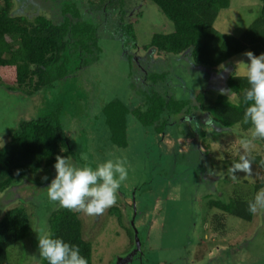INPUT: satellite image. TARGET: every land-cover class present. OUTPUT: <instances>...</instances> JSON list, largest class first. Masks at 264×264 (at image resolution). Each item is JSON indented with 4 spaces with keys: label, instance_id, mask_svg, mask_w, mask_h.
Wrapping results in <instances>:
<instances>
[{
    "label": "trees",
    "instance_id": "obj_1",
    "mask_svg": "<svg viewBox=\"0 0 264 264\" xmlns=\"http://www.w3.org/2000/svg\"><path fill=\"white\" fill-rule=\"evenodd\" d=\"M51 1L53 4L48 6L45 0H0V88L32 101L35 108H39L36 101L42 96L41 105L46 108L32 119L20 120L0 147V197L7 192L15 194L14 190L30 193L33 183L42 188L43 177L49 178L55 172L56 156L79 157L77 151L83 144L99 148L108 158L122 156L126 149L133 153L132 146L140 148L141 145L143 151L133 169L146 182L138 186L141 190L149 189L156 182H169L171 176L176 186L177 183L186 186L180 170L170 167L169 162L166 165L164 152L158 151L154 143H148V135L153 140L157 138V148L163 151L169 148L171 154L176 153L179 161L180 156L190 151L208 155L213 140L225 131L238 138L236 146L243 134L251 133V126L242 123L246 107L242 98L249 85L237 72L236 65L240 61L248 62L244 55L248 51L255 55L264 53V0H253L260 6L259 15L241 37L228 35L220 44L216 40L215 19L219 11L229 7L230 0H87V10L81 8L79 0ZM155 11L166 22L155 25L148 17ZM117 52L127 61L126 67L123 60L114 57ZM174 58L181 61L184 71H191L198 78L203 76L210 86L211 74L221 76L224 88L230 92L225 95L216 89L194 92L185 85L192 100L177 95L174 89L184 83L173 72V63L179 64L178 60L173 62ZM113 60L118 63L117 68L126 70L117 76L127 88L122 91L115 88L113 97L99 104L95 93L104 92V86L92 84L88 79L94 74L101 76V72L105 76L110 74L108 64ZM131 88L137 94L133 95ZM77 95L87 99L86 110L92 111L90 115L98 123L96 128L86 126L85 120L81 123L68 120L72 119L67 112L71 105L68 103ZM94 98L98 104L90 107ZM201 114L206 118L198 119ZM186 117L188 120L180 121ZM257 143L260 150H251L253 164L258 168L252 192L247 197L234 193L226 201L203 197L197 206L189 199L192 204L187 211L192 216L193 229L200 223V213L205 231L225 242L230 232L229 217L247 223L262 217L263 208L258 206L255 213L248 209L256 193L264 189V140L258 139ZM84 149L91 151L88 147ZM203 162L202 159L198 165L202 171ZM211 163L208 165L213 168ZM182 164V167H193L190 161ZM218 167L224 173L225 167ZM157 187L164 193L168 188L162 184ZM30 201L33 200L17 197L11 206L0 207L4 208L0 217V264H20L19 259L28 251L17 247L29 241L33 234L34 211L29 207ZM159 201L156 200V206ZM175 209V205L168 204L166 211L172 215L178 212ZM161 211L158 209L157 213ZM108 214L117 215L120 226L125 228L123 215L116 207L108 210ZM137 217L133 220L134 226L131 225L133 230H137ZM45 220L48 231L78 245L88 264H93L92 245L83 236L78 210L60 205L47 213ZM131 234L134 233L131 231ZM29 242L24 246L38 248L32 238ZM34 257V264H47L39 254Z\"/></svg>",
    "mask_w": 264,
    "mask_h": 264
},
{
    "label": "rangeland",
    "instance_id": "obj_2",
    "mask_svg": "<svg viewBox=\"0 0 264 264\" xmlns=\"http://www.w3.org/2000/svg\"><path fill=\"white\" fill-rule=\"evenodd\" d=\"M79 1L85 6H88L87 0ZM47 4L51 6L53 3L51 0H45V5ZM59 4L60 3H58V5ZM259 8L260 6L254 3L253 0H230L229 7L219 11L215 19L214 26L218 32V38L216 39L217 43L220 44L228 35L236 38L241 37L258 18ZM148 14L150 13L148 12ZM148 17H151L152 22L157 26L166 22L165 17H159L157 12L150 14ZM143 30L142 28V31ZM117 54L118 55L114 57L123 60V65L126 67L127 61L123 55L118 52ZM159 59L163 63L164 58L161 56ZM176 60L178 59L174 58L173 62ZM178 63L179 64L173 63V72L178 74L177 76H179L178 78L184 83V86L174 89V92L182 98L188 96L186 99L192 100L189 98L190 95L188 91L185 90V85L187 88L193 89L194 92H205L209 89H216L219 91L220 88H224L225 84L224 81L220 79L221 76L211 74L213 84L210 86L208 84L209 82L203 79V76L198 78L195 73L188 70L184 71L181 61L178 60ZM108 65L111 70L110 74L105 76L103 72H101V76L96 77V74H94L88 79L92 84H94V82L99 85L102 83V86H104V92H99L97 95L95 93L96 100H100L99 104L109 101L113 97L115 88L121 91L127 88L126 83L119 81V77L117 76L126 70L117 68L118 63L115 60L109 62ZM183 65H185L184 62ZM158 67H161V65H158ZM237 72L239 73V69ZM112 74L117 76V79L113 78ZM180 88L182 90H180ZM212 90L210 91L211 95H213L214 92ZM131 93L133 95L137 94L135 88H131ZM95 98L90 107H94V104H98V102L95 103ZM74 100L68 103V105H71L67 112L72 117V119L68 120L70 122L74 120V122L77 123H81L85 120L86 126L94 125V128H96L98 123L95 117L90 115L92 111L86 110V105L89 104L87 99L84 96L80 97V95H77ZM233 100L236 101L235 99ZM42 101L43 97L41 96L36 101V105H38L39 108H35L32 105L34 104L32 101H26L0 88V147L5 144L8 133H11L10 131L17 127V123L20 120L32 119L40 115L41 109H46L42 108L44 105H41ZM50 104L52 103L50 102ZM85 110L86 112L84 115ZM183 120L186 121L188 119L186 117L180 121ZM210 127H212V125H210ZM215 127L217 126L213 125L212 128L216 129ZM93 130L94 129H92V131ZM244 136L251 137V133L243 134V137ZM169 138H167L168 141L173 139L172 137ZM146 139L150 145L154 143V147L158 151L164 152L166 165L167 162H169L170 167L178 169V171L180 170L179 172L184 176L186 186L180 183H177L178 186H176L175 181H173L174 177L171 176L169 182H156L149 189L144 187L141 190L138 186L145 185L146 182L140 180L139 175L134 172L133 169L134 164L139 161L143 148L140 144V148L132 146L131 149H133V153L129 151L130 149H126L122 156L126 157L128 160L129 175L128 179L119 189L124 194L122 192L120 193L118 190L116 204L107 208L102 214L93 216L87 215L82 210L75 209L79 211V219L84 231L83 236L92 245V263L138 264L142 261L144 264H264V261L261 260L264 257V208L261 212L262 217L258 221L253 219L251 223L229 217L228 228L230 232L225 242L220 241L216 236L205 231V227H203L201 223L202 215L200 213V223L193 229L192 216L187 211L188 206L192 204L191 201H188L189 199H192L197 206V202L203 197L212 196L218 200L226 201L227 199L229 200L234 193H237L240 197H247L252 192V186L256 182L258 173L256 165L253 164L251 173L237 172L233 174L229 171L230 166L235 161H238L239 156L242 154L241 146L239 144L236 146V140H238V138L225 131L220 136L217 135L215 141L213 140L211 150H207V152H209L208 155H205L203 151H199L196 154L190 153V151L188 154L180 156L181 159L179 161L178 158L175 157L176 153H170L171 149L165 148V151H163L157 148V138L153 140V138L148 135ZM132 143L131 140L130 144ZM133 145L137 144L134 143ZM84 147H88L91 151H85ZM260 148L257 140L251 145V150L254 152H258ZM78 150L77 153L79 157L84 155L87 156L88 159L86 162H83L79 157L71 156L73 163L78 162L81 165L90 164L95 167L97 160L103 162L108 158L99 148L91 147L89 144H83L82 148L79 147ZM182 157H187L188 159H182ZM201 158L204 160L202 166L203 171L200 170V166H198L201 163ZM189 161L193 167L191 165L182 167V163H189ZM209 161H213V163H211V166H214L213 168L206 165ZM176 162H178V165ZM218 166L225 167L224 173H222ZM170 171L172 170L170 169ZM206 174H209L207 180H205ZM213 174L215 175L214 178L212 177ZM54 176L55 172L51 173L48 180L43 182L44 186H42V188H40L41 185L37 186L33 183L30 193L24 194L18 190H14L15 194L7 192L0 197V207H5V204L11 206V203L14 202V198L17 197L33 200L30 201L31 205L29 206L31 210L34 211V220L32 223V226L34 225L33 234L29 238V241L32 238L33 243H38L37 232H39L40 229L43 228L48 230L45 220L46 214L60 207L58 202L51 201L46 197V187ZM159 184L168 186V188L166 187L165 193L162 189L157 187ZM184 187L185 190H182ZM160 194H164V196ZM6 198H9V200ZM157 199L160 200L158 206H156ZM186 201H188V203ZM168 204L175 205V210L178 212L176 214L173 212L172 215L167 212L166 208ZM115 207L119 211V214L123 215V226L125 228L120 226L116 218L117 215L114 214V216H110L108 214V210H113ZM158 209L162 211L157 213ZM3 212L4 208H0V217ZM166 214L169 215L170 218H167L168 216H166ZM214 214H217V212H214ZM137 215L135 226L141 244L140 249L135 247V231L131 227ZM130 230L134 233L133 235ZM29 241L21 242L17 247L22 251H27L28 249L25 253L26 257L22 256L21 259H19L20 264H26V262L27 264H34L36 261V257L34 256H38L39 254L37 247H35V249H30L29 244L27 247L24 246ZM135 258L138 259L134 260Z\"/></svg>",
    "mask_w": 264,
    "mask_h": 264
},
{
    "label": "clouds",
    "instance_id": "obj_3",
    "mask_svg": "<svg viewBox=\"0 0 264 264\" xmlns=\"http://www.w3.org/2000/svg\"><path fill=\"white\" fill-rule=\"evenodd\" d=\"M81 8L87 10L88 6L81 2ZM244 55L248 62L240 61L236 67L249 85L242 98V103L246 105L242 123L251 126V137L244 136L239 140L244 153L230 166L229 171L233 174L251 173L254 162L251 145L255 140H264V53L255 55L248 51ZM229 92L227 88L219 89L221 95ZM80 159L86 161L88 157L82 155ZM54 169L55 176L46 187L48 199L67 209L82 210L89 216L102 214L116 204L118 190L129 175L128 160L124 156L108 158L93 167L73 163L71 156L57 155ZM43 179L48 180V177L44 176ZM258 206L264 208V189L256 193L248 209L255 213ZM37 239L40 258L47 264H88L78 245L65 241L47 229H40Z\"/></svg>",
    "mask_w": 264,
    "mask_h": 264
},
{
    "label": "water",
    "instance_id": "obj_4",
    "mask_svg": "<svg viewBox=\"0 0 264 264\" xmlns=\"http://www.w3.org/2000/svg\"><path fill=\"white\" fill-rule=\"evenodd\" d=\"M132 225H133V222H132ZM134 231H135V241H136V246L135 247H138L140 249L141 247H140V242H139V239H138V236H137V230L134 228Z\"/></svg>",
    "mask_w": 264,
    "mask_h": 264
},
{
    "label": "flooded vegetation",
    "instance_id": "obj_5",
    "mask_svg": "<svg viewBox=\"0 0 264 264\" xmlns=\"http://www.w3.org/2000/svg\"><path fill=\"white\" fill-rule=\"evenodd\" d=\"M197 117H198V119H201V120L204 119V118H206V116L204 114L198 115ZM197 117L196 118L194 117V118L197 119ZM135 260H137V258H135Z\"/></svg>",
    "mask_w": 264,
    "mask_h": 264
}]
</instances>
